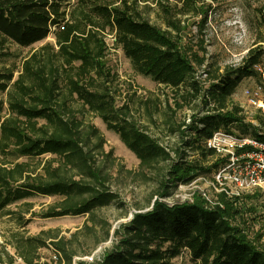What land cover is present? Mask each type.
<instances>
[{"label":"trees","instance_id":"16d2710c","mask_svg":"<svg viewBox=\"0 0 264 264\" xmlns=\"http://www.w3.org/2000/svg\"><path fill=\"white\" fill-rule=\"evenodd\" d=\"M180 1L191 11L200 0ZM154 3L167 28L154 23ZM183 32L181 18L162 0H0V60L13 56L12 43L29 47L50 35L55 38L26 56L19 72L13 65L0 67V213L13 215L22 226L27 213L43 218L87 214L88 236L100 225L106 229L102 241L111 237L98 210L122 202L121 195L111 189V174L99 162L104 139L79 117L74 105L79 101L120 136L140 166L153 173L157 188L151 207L119 224L101 256L77 264H175L184 250L198 264H264L261 191L243 199L219 193L215 203L199 192L193 201L160 199L219 169L222 158L205 145L216 131L264 142L262 108L252 115L255 122H247L232 99L246 78L264 85V36L238 66L222 70L210 64L200 73L207 49L203 41L196 47L185 41ZM108 35L139 74L173 92L175 107L165 123L179 139L174 146L152 136L132 104L120 105L118 74L107 61ZM186 106L194 109L190 121L175 123L172 116ZM193 153L202 160L190 158ZM47 155L52 157L43 161ZM36 196L59 200L34 213L30 199ZM48 239L60 258L72 264L77 255L72 242L52 230L34 236L13 233L0 243V264H17V257L36 264L40 249L50 246Z\"/></svg>","mask_w":264,"mask_h":264},{"label":"rangeland","instance_id":"374dc122","mask_svg":"<svg viewBox=\"0 0 264 264\" xmlns=\"http://www.w3.org/2000/svg\"><path fill=\"white\" fill-rule=\"evenodd\" d=\"M168 3L173 13L181 18L183 35L185 41H189L196 47V44L203 41L207 49V64L200 68V73L210 64L214 67L224 69L226 66H238L242 63L243 57L253 46L259 37L264 36V0H200L196 3L197 9L188 11L185 4L180 0H162ZM154 23L167 28L164 13L161 8L154 3ZM55 38L50 35L44 41L38 42L29 47H22L16 43L10 45L13 56L0 60L1 66H15L21 70L23 60L32 51L36 50L46 42H54ZM109 51L107 54L108 65L118 74L115 87L121 92L120 105L124 102L132 104L134 115L140 123L152 135L160 139L164 145L170 147L178 142L176 135L169 133V126L165 123L171 116L170 107H175L174 94L171 89L163 87L150 77L139 74L132 66L129 58L120 47L114 46V38L107 36ZM17 72V73H18ZM247 90L259 91V97L264 104V85L255 78H246L237 88L232 99L244 110L246 121L251 122L255 110L261 106L251 104ZM2 95H0V98ZM78 109V115L85 121V125H93L98 130V134L104 139L102 141V151L97 152L99 162L105 170L111 174V189L121 195V201L113 202L110 206L98 210V216L102 219V224L111 227V237L107 241L105 238L106 229L98 225L93 235L86 228L88 215H65L61 217L43 218L31 213L25 214L28 221L22 226L13 215L0 213V243L5 242L13 233H24L26 236H34L41 231L52 230L58 238L69 239L72 249L77 252L72 264H77L78 259L93 260L94 256H101L106 248L110 247L113 240V232L122 222L131 219L139 209L147 210L156 199L155 190L157 183L153 180V173L140 166V160L127 148L120 136L107 128L106 123L93 111L83 107L79 101L74 103ZM264 111V107H261ZM156 111L154 112V110ZM148 110L151 111L150 115ZM194 109L185 107L178 110L172 116L175 123L185 119L190 121V116ZM255 122V121H253ZM237 132L240 129L234 127ZM94 143L98 142L96 137H92ZM47 155L43 161L50 159ZM190 158L201 159L197 153L190 155ZM202 160V159H201ZM205 163H209V160ZM213 177L210 175V177ZM201 177L191 184L180 185L167 200L175 201L188 197L189 193L198 186L206 187L208 183L200 180ZM172 193V194H173ZM59 200V197L36 196L30 201L34 203L33 211L38 213L41 209ZM179 203V202H178ZM11 209H18L16 205ZM264 223V222H263ZM92 222H89L88 227ZM257 224L256 227H259ZM53 239V238H52ZM47 242L50 246L40 249L36 264H68L60 254L56 252L51 240ZM15 255V249L8 246ZM17 264H24L17 257ZM175 264H198L195 262L188 250H184L180 256L174 259Z\"/></svg>","mask_w":264,"mask_h":264},{"label":"built area","instance_id":"2783aa9c","mask_svg":"<svg viewBox=\"0 0 264 264\" xmlns=\"http://www.w3.org/2000/svg\"><path fill=\"white\" fill-rule=\"evenodd\" d=\"M247 95L251 104L264 107L259 91L247 90ZM205 145L215 150L222 158V163L219 169L213 172V177L200 176L203 179L201 182L208 183V185L193 189L185 199H176L172 202L165 197L160 198L161 200L170 204L185 200L193 201L196 192H199L210 203L216 202L215 199L219 193L238 199L254 194L257 190L264 195V142L254 137L218 130L205 140Z\"/></svg>","mask_w":264,"mask_h":264}]
</instances>
